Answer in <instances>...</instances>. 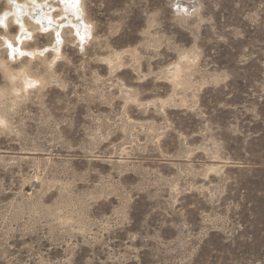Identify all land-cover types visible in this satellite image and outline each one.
<instances>
[{
	"label": "rangeland",
	"instance_id": "374dc122",
	"mask_svg": "<svg viewBox=\"0 0 264 264\" xmlns=\"http://www.w3.org/2000/svg\"><path fill=\"white\" fill-rule=\"evenodd\" d=\"M9 1L0 264H264V0Z\"/></svg>",
	"mask_w": 264,
	"mask_h": 264
},
{
	"label": "bare ground",
	"instance_id": "6f19581e",
	"mask_svg": "<svg viewBox=\"0 0 264 264\" xmlns=\"http://www.w3.org/2000/svg\"><path fill=\"white\" fill-rule=\"evenodd\" d=\"M11 1V0H10ZM9 1V2H10ZM60 2H62L63 3V7L65 6V9L66 10H68V11H71V12H73V13H75V14H73V15H76V13H77V11H78V8L80 7L79 6V0H59ZM12 2V1H11ZM10 2V3H11ZM33 2H36V3H38V6L35 8V9H33L32 10V8L31 7H29L31 4L30 3H33ZM43 2V1H42ZM36 3H35V5H36ZM47 3V2H46ZM81 4V3H80ZM28 5V6H27ZM34 5V6H35ZM42 4H39V0H31V2L29 1V2H27V3H22V2H19V1H17V0H15V2H14V9H12V10H9V12L10 11H12V13L10 12L9 14L15 19V20H17L18 22V24H19V28H21L22 27V24L24 23L23 21L25 20V18L28 16V17H30V18H32V19H30V20H35L36 22H39V25H44V27H51V26H53L54 27V29L57 31V34L59 33L60 34V32H59V29L62 27H59L58 25H56V24H52L51 23V19H53V9L55 8L56 9V7H54L52 4H50V3H47L46 4V6H45V2H43V6H45L44 8H42V6H41ZM58 7V6H57ZM59 8H57L56 10H58ZM64 9V10H65ZM55 11V10H54ZM80 12H81V10H80ZM5 13V12H4ZM7 16H9L8 14H6ZM66 15H67V13H66ZM68 15H69V13H68ZM70 16V15H69ZM78 16H79V14H78ZM6 18V16L5 15H0V22H2V21H7V19H5ZM76 18H77V16H76ZM81 18H82V16H81ZM55 19V18H54ZM79 19V18H78ZM83 20V19H82ZM34 22V21H33ZM56 22V21H55ZM76 22H78V21H76ZM35 23V22H34ZM84 23V22H83ZM3 24V23H2ZM86 24V23H85ZM23 25H25V24H23ZM82 25V24H81ZM74 26H76V23L74 24ZM83 26H84V24H83ZM24 27H26L27 28V26H24ZM40 27V26H39ZM43 27V26H42ZM41 27V28H42ZM63 28V27H62ZM75 28V27H74ZM79 30H81L80 28V24H79V27H77ZM84 29L86 30V28L84 27ZM21 30V29H20ZM25 30V29H24ZM47 30V29H46ZM49 30H51V29H48V31ZM84 30V31H85ZM27 31H28V28H27ZM22 32V31H21ZM25 32V31H24ZM84 34H85V32H83ZM82 34V33H81ZM59 36V35H58ZM83 37H85V36H83ZM60 39V38H59ZM58 39V40H59Z\"/></svg>",
	"mask_w": 264,
	"mask_h": 264
}]
</instances>
